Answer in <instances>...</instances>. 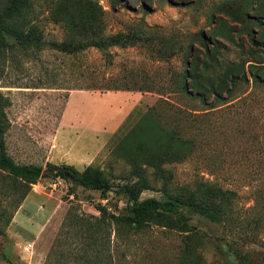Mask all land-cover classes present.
<instances>
[{"label": "rangeland", "instance_id": "1", "mask_svg": "<svg viewBox=\"0 0 264 264\" xmlns=\"http://www.w3.org/2000/svg\"><path fill=\"white\" fill-rule=\"evenodd\" d=\"M26 1L27 29L43 47L11 56L0 70L8 154L19 165H91L112 187L102 196L43 177L18 207L24 188L0 171V207L10 219L6 228L0 223V264H93L89 257L109 264L110 255L113 264H264V85L252 87L247 72L249 83L233 88L235 103L216 110L177 92L186 71L209 62L201 37L209 48L219 46L211 66L220 73L231 63L264 65V53L240 35L256 31L246 16H262L264 0ZM88 16L99 20L88 38L137 32L149 41L59 52L56 46L82 35ZM193 111L198 120L191 124ZM125 186L141 189L140 200L177 199L187 212L223 203L225 220L191 213L179 222L163 213L119 238L113 227L108 244L89 246L81 223L94 222L98 203L122 213L118 190ZM81 251L85 260L77 261Z\"/></svg>", "mask_w": 264, "mask_h": 264}, {"label": "trees", "instance_id": "2", "mask_svg": "<svg viewBox=\"0 0 264 264\" xmlns=\"http://www.w3.org/2000/svg\"><path fill=\"white\" fill-rule=\"evenodd\" d=\"M254 4H260L263 0H250ZM28 3L26 0H0V70L6 60L15 54L28 57L33 52L40 51L43 47L42 42L34 36L31 30H28ZM86 17L83 21V33L79 37L69 39L56 46V49L67 55H75L89 48H94L99 51H105L110 47L127 48L138 42L149 41L147 36L137 32L117 33L114 35H98L93 34L90 38L86 36L90 27L97 24L98 18ZM247 25L252 28L249 31L241 29L240 35L245 34L249 37L253 45L252 51L264 53V13L262 16L248 17ZM81 20V18H80ZM205 48L206 56L209 62H203L201 70L198 66L194 71H186L183 75V80L177 83L179 86L178 94L187 96L188 99L199 100L205 107L208 106L211 110H216L221 106H231L234 104L233 88L239 83H249L247 72L251 73L252 87L255 88L264 85V80L259 75V70H264V65L250 67L245 66V62L238 64H229L221 74L216 71L212 64H218L217 53L219 46L213 43V47L209 48V41L201 37ZM213 42V41H212ZM264 64V62H261ZM211 66V67H210ZM247 68V71H246ZM198 69V70H197ZM192 72V74H191ZM221 74V75H220ZM223 88L225 91L223 92ZM119 88H107L112 90ZM129 88L127 87L126 90ZM139 91H144L139 89ZM146 91V90H145ZM225 95H222L223 93ZM251 92H245L244 96H248ZM208 95L212 96V101L208 102ZM237 98V97H236ZM9 105L8 99L0 91V171L9 176L16 184L15 188L21 186L24 188L23 194L20 195L17 206H20L26 195L41 178L50 177L52 179H60L65 182L72 183L84 189L98 191L102 196H105L111 189V182L104 176V173L94 166H87L84 170L78 171L70 165H54L47 163L45 168L40 165H19L8 154L4 136L8 130V121L5 114V109ZM180 111V108H176ZM209 111L205 109L200 111L202 114H207ZM179 113V112H178ZM187 115L191 118V124L197 122L198 114L196 111L189 112ZM201 116V114H199ZM203 117V116H202ZM171 134L175 141L181 142L179 129L171 130ZM189 155V154H188ZM173 173L170 171V185ZM159 176V175H158ZM162 181H167L169 178L159 176ZM145 182V181H144ZM203 186V185H202ZM200 186L199 188H201ZM20 187V188H21ZM118 193L124 199L125 207L122 213L116 214L111 211L106 204L98 203L95 207L98 212V217L94 218V222L84 221L80 227L84 231V237L88 239V245L92 246L98 243V240H103L105 244L110 242L111 231H115L116 237L127 235L130 230H136L151 222H156L160 214L170 213L179 222L190 220L191 213L199 218H202L211 223L219 224L225 220L226 208L223 203L218 206H196L192 212H187L185 205L181 204L177 199L168 201H159L155 198L140 200L141 189L135 186H125L118 190ZM10 219H6L5 211L0 207V223L6 228ZM0 234L3 231L0 230ZM98 235H103L99 237ZM81 251L75 255L77 261H81L83 257ZM110 263L113 264L114 258L109 256ZM93 264H99L101 260L96 258H88ZM185 264H196L192 260L185 261Z\"/></svg>", "mask_w": 264, "mask_h": 264}, {"label": "built area", "instance_id": "3", "mask_svg": "<svg viewBox=\"0 0 264 264\" xmlns=\"http://www.w3.org/2000/svg\"><path fill=\"white\" fill-rule=\"evenodd\" d=\"M29 247H31V245H29Z\"/></svg>", "mask_w": 264, "mask_h": 264}]
</instances>
